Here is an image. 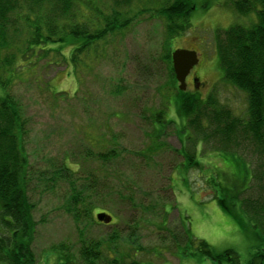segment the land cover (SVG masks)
I'll use <instances>...</instances> for the list:
<instances>
[{
    "label": "rangeland",
    "instance_id": "1",
    "mask_svg": "<svg viewBox=\"0 0 264 264\" xmlns=\"http://www.w3.org/2000/svg\"><path fill=\"white\" fill-rule=\"evenodd\" d=\"M234 3L193 0L190 27L169 45L163 22L146 13L90 48L82 61L72 63L76 44H51L54 51L30 74L21 73L12 92L26 116L36 264H86L80 251L92 243L100 245L96 264H218L201 254L199 240L215 254L235 250L244 264L264 250V232L243 206V200L264 198L254 176L262 157L247 144L235 152L218 149L214 139L205 142L187 128V120L176 112L164 59L177 48L196 49L200 62L188 78V91L204 99L213 95L246 119L247 95L224 79L215 48L221 29L251 23ZM157 113L166 122L153 124ZM183 124L188 131H182ZM192 136L200 139L199 163L187 168L181 151L185 146L192 152ZM113 149L119 155L103 164L99 152ZM60 165L75 172L77 186L89 183L90 171H103L107 182L90 186L94 190L87 193L96 208L68 205L71 185L54 176ZM99 211L113 215L115 223L97 220Z\"/></svg>",
    "mask_w": 264,
    "mask_h": 264
},
{
    "label": "trees",
    "instance_id": "2",
    "mask_svg": "<svg viewBox=\"0 0 264 264\" xmlns=\"http://www.w3.org/2000/svg\"><path fill=\"white\" fill-rule=\"evenodd\" d=\"M146 4L140 0H0V263L36 264L32 250L36 221L27 192L32 172L26 149V116L12 88L22 72L30 74L41 58L44 60L54 51L55 48L49 47L51 44H76L71 54L72 63H76L82 61V54L90 53V48H95L109 35L125 30L133 20H139L146 13L163 22L168 45L191 25L193 0H162L159 3L148 0ZM150 4L152 6H148ZM234 7L239 14L252 18L251 23L221 29L216 35L215 48L224 79L247 95L246 119L234 115L213 95L204 99L194 90H179L169 51L164 59L176 94V112L187 120V128L188 125L192 127L205 142L214 139L218 149L235 152L234 148L243 144L251 146L263 159L254 176L259 188L264 189V0H235ZM167 101L169 105L172 103L171 94ZM162 116V113L153 115V124L166 122ZM182 126L183 132L188 131L185 124ZM187 139H191L189 134ZM200 139L192 136V152L185 146L181 151L187 168L199 163L196 147ZM118 155L119 151L113 149L110 152L101 150L98 156L107 164L106 161ZM54 176L63 177L71 185L68 205L73 210L80 204L91 208L93 199L87 193L94 187L90 186L108 180L102 170H92L87 176L89 183L77 186L78 177L66 165H60ZM224 193L229 195L230 191L224 188ZM256 200H243V206L253 223L261 226L264 232V198ZM221 201L225 207L226 200ZM193 238L186 240L194 242ZM197 243L201 254L218 264H244L235 250L215 254L204 240ZM99 246V243H92L81 249L86 264H96L101 259ZM124 264L141 263L133 260ZM246 264H264V250L256 252Z\"/></svg>",
    "mask_w": 264,
    "mask_h": 264
},
{
    "label": "water",
    "instance_id": "3",
    "mask_svg": "<svg viewBox=\"0 0 264 264\" xmlns=\"http://www.w3.org/2000/svg\"><path fill=\"white\" fill-rule=\"evenodd\" d=\"M172 64L175 77L179 82V89L185 91L187 89V77L191 70L198 65L199 56L198 52L194 49L177 48L172 52ZM97 219L105 223L112 221V216L106 212L97 214Z\"/></svg>",
    "mask_w": 264,
    "mask_h": 264
},
{
    "label": "flooded vegetation",
    "instance_id": "4",
    "mask_svg": "<svg viewBox=\"0 0 264 264\" xmlns=\"http://www.w3.org/2000/svg\"><path fill=\"white\" fill-rule=\"evenodd\" d=\"M191 73H192V71H191ZM190 73V75H192ZM190 75L188 76V78L190 77ZM100 212V211H99ZM113 216V215H112ZM115 221H116V219H115V217L113 216V218H112V221L110 222V223H105L106 225H112V224H114L115 223ZM104 223V222H103Z\"/></svg>",
    "mask_w": 264,
    "mask_h": 264
}]
</instances>
